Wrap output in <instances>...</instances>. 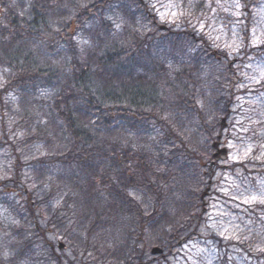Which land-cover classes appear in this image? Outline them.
I'll return each instance as SVG.
<instances>
[{
  "label": "trees",
  "instance_id": "16d2710c",
  "mask_svg": "<svg viewBox=\"0 0 264 264\" xmlns=\"http://www.w3.org/2000/svg\"><path fill=\"white\" fill-rule=\"evenodd\" d=\"M237 1L259 57L264 0ZM202 8L168 24L145 0H0V264H154L198 234L245 92Z\"/></svg>",
  "mask_w": 264,
  "mask_h": 264
},
{
  "label": "rangeland",
  "instance_id": "374dc122",
  "mask_svg": "<svg viewBox=\"0 0 264 264\" xmlns=\"http://www.w3.org/2000/svg\"><path fill=\"white\" fill-rule=\"evenodd\" d=\"M145 1L168 24L175 23L186 4L202 2L200 30L216 46L230 51L232 59H243L236 70L241 78L238 91H245L235 100L224 131L221 149L227 150L228 158L217 164L200 231L173 257L154 264H264V53L244 55L246 20L237 0ZM252 24L248 43L258 49L264 46V1L255 10ZM11 223L7 211L0 210V233Z\"/></svg>",
  "mask_w": 264,
  "mask_h": 264
},
{
  "label": "water",
  "instance_id": "95a60500",
  "mask_svg": "<svg viewBox=\"0 0 264 264\" xmlns=\"http://www.w3.org/2000/svg\"><path fill=\"white\" fill-rule=\"evenodd\" d=\"M223 127H225V125ZM214 148L217 152L214 155V162L212 165H214L216 162L226 161L227 160V150H225V149L220 150L218 145H214ZM63 249H64V245L61 244L60 250H63ZM151 253L153 256L162 255V251L159 249H153Z\"/></svg>",
  "mask_w": 264,
  "mask_h": 264
}]
</instances>
